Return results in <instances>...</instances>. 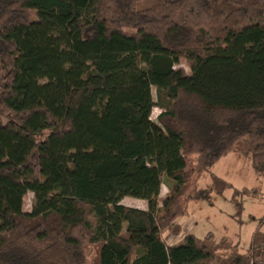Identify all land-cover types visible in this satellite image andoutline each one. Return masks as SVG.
<instances>
[{
  "label": "trees",
  "instance_id": "1",
  "mask_svg": "<svg viewBox=\"0 0 264 264\" xmlns=\"http://www.w3.org/2000/svg\"><path fill=\"white\" fill-rule=\"evenodd\" d=\"M233 153L264 176V0H0V264H264V216L247 250L179 222Z\"/></svg>",
  "mask_w": 264,
  "mask_h": 264
},
{
  "label": "rangeland",
  "instance_id": "2",
  "mask_svg": "<svg viewBox=\"0 0 264 264\" xmlns=\"http://www.w3.org/2000/svg\"><path fill=\"white\" fill-rule=\"evenodd\" d=\"M186 74H189L190 64L182 59L177 66ZM153 96L157 99V91L153 89ZM163 110L156 107L152 113V119L157 121L158 115ZM47 135V132L45 136ZM196 156H187L188 171H192L197 164ZM164 186L159 197V205L170 194L169 184L172 182L170 168L164 163ZM216 175L227 181L231 187L223 194H213L210 201L190 202L187 208L188 217L179 219L182 223L183 235L193 233L198 238H205L209 233L216 235L218 239L230 238L234 243L239 242L243 250H247L251 244L252 235L264 216V176L259 177L251 162L247 158L239 157L233 153L222 158L210 172L204 173L199 179V188L208 189L212 185L211 175ZM247 188L248 192L257 191L255 197L242 198L243 211L239 215V205L235 202V190ZM241 200V197L238 198ZM34 204V195L27 194L24 199V210L31 211ZM123 205L142 210L148 209V203L133 197H126ZM264 230V229H263ZM168 242L174 240L166 234Z\"/></svg>",
  "mask_w": 264,
  "mask_h": 264
},
{
  "label": "crops",
  "instance_id": "3",
  "mask_svg": "<svg viewBox=\"0 0 264 264\" xmlns=\"http://www.w3.org/2000/svg\"><path fill=\"white\" fill-rule=\"evenodd\" d=\"M123 202V201H122Z\"/></svg>",
  "mask_w": 264,
  "mask_h": 264
}]
</instances>
